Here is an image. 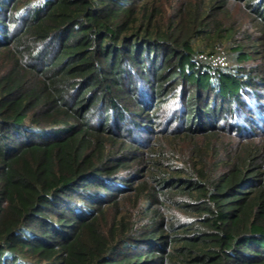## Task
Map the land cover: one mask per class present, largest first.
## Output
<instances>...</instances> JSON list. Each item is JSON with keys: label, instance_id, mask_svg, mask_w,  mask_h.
Wrapping results in <instances>:
<instances>
[{"label": "trees", "instance_id": "obj_1", "mask_svg": "<svg viewBox=\"0 0 264 264\" xmlns=\"http://www.w3.org/2000/svg\"><path fill=\"white\" fill-rule=\"evenodd\" d=\"M0 264H264V0H0Z\"/></svg>", "mask_w": 264, "mask_h": 264}, {"label": "rangeland", "instance_id": "obj_2", "mask_svg": "<svg viewBox=\"0 0 264 264\" xmlns=\"http://www.w3.org/2000/svg\"><path fill=\"white\" fill-rule=\"evenodd\" d=\"M236 55L232 52V49L226 47V52L223 54L221 51L217 52L212 58L211 61L217 65H236L235 62Z\"/></svg>", "mask_w": 264, "mask_h": 264}]
</instances>
